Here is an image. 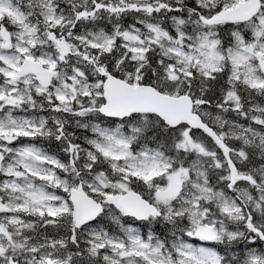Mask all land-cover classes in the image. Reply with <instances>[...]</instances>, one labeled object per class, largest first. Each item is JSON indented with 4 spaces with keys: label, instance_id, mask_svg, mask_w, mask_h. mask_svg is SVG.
Masks as SVG:
<instances>
[{
    "label": "snow or ice",
    "instance_id": "1",
    "mask_svg": "<svg viewBox=\"0 0 264 264\" xmlns=\"http://www.w3.org/2000/svg\"><path fill=\"white\" fill-rule=\"evenodd\" d=\"M0 264H264V0H0Z\"/></svg>",
    "mask_w": 264,
    "mask_h": 264
},
{
    "label": "trees",
    "instance_id": "2",
    "mask_svg": "<svg viewBox=\"0 0 264 264\" xmlns=\"http://www.w3.org/2000/svg\"><path fill=\"white\" fill-rule=\"evenodd\" d=\"M241 122H243V121H241ZM53 147H54V145H53Z\"/></svg>",
    "mask_w": 264,
    "mask_h": 264
}]
</instances>
